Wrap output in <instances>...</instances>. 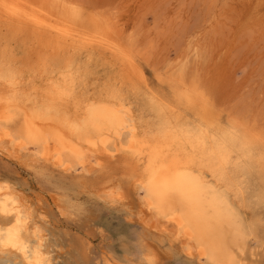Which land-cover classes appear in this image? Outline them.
<instances>
[{"label": "bare ground", "instance_id": "1", "mask_svg": "<svg viewBox=\"0 0 264 264\" xmlns=\"http://www.w3.org/2000/svg\"><path fill=\"white\" fill-rule=\"evenodd\" d=\"M112 21L75 0H0V154L50 162L81 180L94 171L107 179L110 164L118 160L131 174L140 200L137 218L146 228L156 235L171 232L180 237L185 255L204 264L226 260L222 244L230 238L232 216H238L247 230L246 223L193 165L199 159L207 168L215 164L227 171L239 159L246 165L244 188L259 180L253 201L263 204L264 132L249 123L223 121L207 93L187 82V60L170 73L172 95L152 89L137 62L136 47L118 36ZM94 65L107 69L105 82L96 84L100 92L96 96L86 92L91 78L97 79ZM131 98L140 100L143 112L151 111L150 130L136 126ZM242 143L248 147L242 148ZM149 181L190 197L186 215L175 211V200L169 202L173 211L167 214L150 208L145 191ZM121 183H107L98 197L111 194L121 202L125 198ZM0 187V200L7 205L0 210V232L6 233L20 212L25 221L21 240L32 247L40 238L43 256L53 264L44 230L33 222L36 212L29 199L6 179L0 178Z\"/></svg>", "mask_w": 264, "mask_h": 264}, {"label": "rangeland", "instance_id": "2", "mask_svg": "<svg viewBox=\"0 0 264 264\" xmlns=\"http://www.w3.org/2000/svg\"><path fill=\"white\" fill-rule=\"evenodd\" d=\"M75 1L111 17L118 36L136 47L137 62L152 89L172 95L170 73L187 60V82L207 93L221 110L223 121L249 123L264 132V0ZM94 66L97 79L91 78L86 92L96 96L100 93L96 84L105 82L107 69ZM126 101L130 105V100ZM131 101L139 131L150 130L151 111L140 110V100ZM198 160L193 170L229 200L243 216L247 230L252 231L254 240L245 247V261L262 264L264 203L253 201V193L262 183L256 180L244 188L247 177L243 175L237 182L233 168H226L228 172L221 165L207 168ZM112 163L106 181L97 171L81 180L50 162L20 161L0 154V178L10 181L29 199L32 213L36 212L33 222L44 230V243L53 264H202L197 257L185 255L180 237L171 232L156 235L139 221V194L131 183V174L120 161ZM117 182H122L124 191L121 202L114 204L105 196L98 197L99 190ZM7 251L12 254H0V261L22 259Z\"/></svg>", "mask_w": 264, "mask_h": 264}, {"label": "snow or ice", "instance_id": "3", "mask_svg": "<svg viewBox=\"0 0 264 264\" xmlns=\"http://www.w3.org/2000/svg\"><path fill=\"white\" fill-rule=\"evenodd\" d=\"M234 132L235 129H232ZM191 136V133H188ZM215 139V137L213 138ZM233 142L235 143V137H233ZM242 148H247L246 144H241ZM78 160L82 159V156L76 157ZM264 163V162H262ZM246 171V165L242 164L238 159L235 161V168L233 171V176L238 182L240 178L243 177ZM0 191H3V188L0 187ZM116 191H119L118 189ZM146 194L150 197L151 203L149 204L150 208L155 209L157 212L170 213L173 210L168 207L169 202L175 200L177 207L175 209L182 217L186 215L188 210L191 208V198L186 196L182 192H177L175 189L171 188L167 184L152 185L149 181V186L145 189ZM106 199L111 200L112 203H118V199L115 195H109ZM7 205H5L3 200H0V210H3ZM25 221L21 218V213H15V223L7 228L6 233L0 232V254L11 255L7 250L12 249L16 253L21 254L22 259L17 261H0V264H49L46 257L42 253V244L41 239H37V243L32 247H29L20 238V233L23 228V223ZM198 223V220L196 221ZM191 224L192 221H189ZM231 233L230 238L225 240L222 244L225 252L227 253L226 260H217L212 259L211 264H248L244 259L245 247L249 240H254L251 230H246L242 227L240 219L238 216L233 215L230 221ZM260 244L264 248V237L261 238ZM148 264H152L151 261ZM202 264L204 262L202 261ZM264 264V262H262Z\"/></svg>", "mask_w": 264, "mask_h": 264}]
</instances>
